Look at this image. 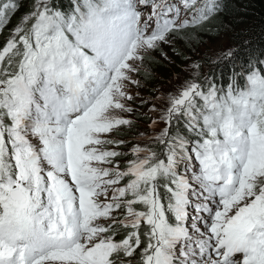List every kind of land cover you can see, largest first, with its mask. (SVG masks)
I'll use <instances>...</instances> for the list:
<instances>
[{"label":"snow or ice","instance_id":"obj_1","mask_svg":"<svg viewBox=\"0 0 264 264\" xmlns=\"http://www.w3.org/2000/svg\"><path fill=\"white\" fill-rule=\"evenodd\" d=\"M69 4L31 0L0 47V264H264V68L189 80L157 134L115 138L137 62L222 0Z\"/></svg>","mask_w":264,"mask_h":264},{"label":"rangeland","instance_id":"obj_2","mask_svg":"<svg viewBox=\"0 0 264 264\" xmlns=\"http://www.w3.org/2000/svg\"><path fill=\"white\" fill-rule=\"evenodd\" d=\"M235 1L236 0L233 1V4ZM22 2L24 6L11 17L10 22L4 30L3 39L5 38V42L11 36L12 29L20 23L21 17L30 11L31 0H22ZM259 6L264 7V3ZM220 14L214 17H220ZM12 22H15L14 28L11 27L13 24ZM237 22L242 23L239 30L240 35L238 37L232 33L234 24L232 18L226 16L222 17L219 31L216 33L206 32L198 36L196 45L193 47V55L183 56L181 47L187 48L185 42L187 40L181 39V36L177 34L171 39L170 43L162 44L160 48L146 55L143 63L137 62V66L140 69L139 72L149 73L152 71L149 68L150 64L155 65L153 64L154 59L160 64V68L162 72L165 73L166 77L165 75L162 77L157 76V79L155 78L153 81L154 84L156 83L157 89L156 91H151V89L141 81L139 72L134 74V79L140 81V86L130 85L129 87V91L134 96V100L129 102L130 106L133 108V112L125 115L133 120V125L130 128L122 127L121 129L124 131L130 129L133 133L132 139L128 140L124 145L125 148L129 149L133 144L139 142L141 133L157 134L160 131L163 127L160 117L163 113V109L167 105V97L169 94H178L184 84L189 80L203 82L205 76H211L216 72H222L224 74L225 71H221L223 68H227L226 71L230 70V66L240 55L241 50L245 49L247 44L256 40L257 37H255V33H258V30L246 29L249 28L250 23L248 18L244 20L237 19ZM5 42H0V47H2ZM230 50L233 52V56L223 58L224 54ZM176 58H179L180 62L179 60L177 61ZM196 64H199V69L193 67ZM147 69L149 72H147ZM140 88H143V90ZM142 104L144 106H142ZM154 107L156 111H152ZM135 117L148 121V124L145 125L144 123L140 124L136 122ZM154 120L157 121V124L150 127ZM121 129L115 133V138L119 136ZM130 158L131 157H128V159Z\"/></svg>","mask_w":264,"mask_h":264},{"label":"trees","instance_id":"obj_3","mask_svg":"<svg viewBox=\"0 0 264 264\" xmlns=\"http://www.w3.org/2000/svg\"><path fill=\"white\" fill-rule=\"evenodd\" d=\"M233 1L234 0H224L225 7H224V11L220 14L221 16L219 15L220 17L218 16L213 17L209 22L205 23L202 27H198L196 29H188L185 32L178 33V36H181V39L187 40L185 41L187 48L185 49L181 47V53L183 54V56L193 55V52H192L193 47H195L196 45V42H197L196 39L198 38V36L206 32L216 33L217 31H219L221 27L220 22L222 21V17L228 16L232 18L234 22L233 27H232V33L233 35L237 37L240 35L239 30L242 25V23L237 22V19L244 20L248 18L250 20L249 28H246V29H251V30L254 29V31L258 30V33H255L256 35L255 37H257V39L249 43L250 45L247 44L246 48L241 50L240 55L236 58V60L230 66V70L226 71L227 68H223L221 71H225L224 74L222 72L220 73L216 72L212 74V75L217 76V79H218L217 82L219 84H222L223 86H226L228 84L229 78L232 77L234 70L237 72L246 71L247 70L246 66L248 65L250 60L256 67L258 66L259 68H262L261 64L257 62L259 60H264V7L259 6L264 3V0H236L234 4H233ZM57 2L65 8L70 7L69 0H57ZM22 4L24 6L23 2ZM14 25H15V22L12 24L11 27L14 28ZM4 41H5V38L3 39V42ZM176 59L177 61L179 60L180 62L179 58H176ZM153 64L155 65L150 64V67H149L152 70L151 72H149L148 69H147V72L149 73H146V72L142 73L140 71L139 76L141 78V81L145 85H147V87H149L151 91H156L157 86H156V83L155 84L153 83V81L155 78L157 79V76L162 77L165 75V73L162 72L160 68V64L156 62L154 59H153ZM140 89L143 90V88H140ZM142 106L144 105L142 104ZM135 118H136L135 121L140 124L141 123H144L145 125L148 124V121H145L142 118H137V117ZM132 133L133 131H130V129H128L127 131L121 130L118 138L120 140H124L127 142L128 140L132 139ZM119 149L125 152L128 151V149L125 148L124 145H121ZM127 159L128 157L124 158V160H127ZM119 238L121 237H117V239Z\"/></svg>","mask_w":264,"mask_h":264}]
</instances>
